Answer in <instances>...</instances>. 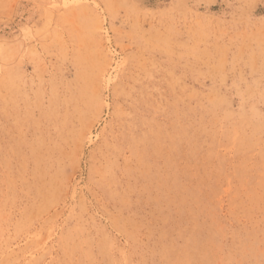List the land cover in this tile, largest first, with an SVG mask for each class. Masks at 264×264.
Listing matches in <instances>:
<instances>
[{
    "label": "rangeland",
    "instance_id": "obj_1",
    "mask_svg": "<svg viewBox=\"0 0 264 264\" xmlns=\"http://www.w3.org/2000/svg\"><path fill=\"white\" fill-rule=\"evenodd\" d=\"M0 264H264V0H0Z\"/></svg>",
    "mask_w": 264,
    "mask_h": 264
}]
</instances>
